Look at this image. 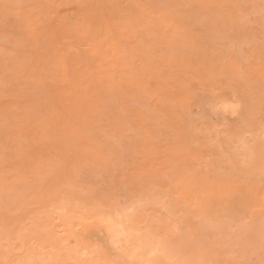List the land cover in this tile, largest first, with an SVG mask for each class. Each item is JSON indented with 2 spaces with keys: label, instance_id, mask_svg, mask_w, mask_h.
<instances>
[{
  "label": "rangeland",
  "instance_id": "1",
  "mask_svg": "<svg viewBox=\"0 0 264 264\" xmlns=\"http://www.w3.org/2000/svg\"><path fill=\"white\" fill-rule=\"evenodd\" d=\"M0 264H264V0H0Z\"/></svg>",
  "mask_w": 264,
  "mask_h": 264
},
{
  "label": "bare ground",
  "instance_id": "2",
  "mask_svg": "<svg viewBox=\"0 0 264 264\" xmlns=\"http://www.w3.org/2000/svg\"><path fill=\"white\" fill-rule=\"evenodd\" d=\"M115 229V228H114Z\"/></svg>",
  "mask_w": 264,
  "mask_h": 264
}]
</instances>
